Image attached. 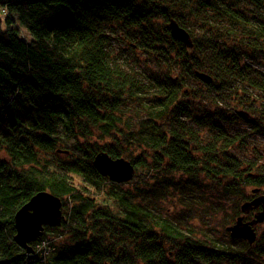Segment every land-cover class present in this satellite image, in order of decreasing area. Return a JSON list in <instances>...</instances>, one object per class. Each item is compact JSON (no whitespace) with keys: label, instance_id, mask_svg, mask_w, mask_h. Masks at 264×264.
<instances>
[{"label":"trees","instance_id":"16d2710c","mask_svg":"<svg viewBox=\"0 0 264 264\" xmlns=\"http://www.w3.org/2000/svg\"><path fill=\"white\" fill-rule=\"evenodd\" d=\"M263 56L264 0H0V264H264V228L252 245L226 231L264 195L247 140ZM100 152L136 176L110 182ZM44 190L64 219L27 253L14 215Z\"/></svg>","mask_w":264,"mask_h":264},{"label":"water","instance_id":"95a60500","mask_svg":"<svg viewBox=\"0 0 264 264\" xmlns=\"http://www.w3.org/2000/svg\"><path fill=\"white\" fill-rule=\"evenodd\" d=\"M171 36L186 47L192 46V41L186 30L179 27L172 20L168 25ZM196 76L204 83H210L212 78L208 74L198 72ZM238 114L247 118L245 111ZM93 167L103 177L112 183H125L132 179L134 175L133 165L122 157L111 158L107 153L100 152L94 156ZM256 193L257 190H253ZM61 199L48 191H39L34 194L25 204H23L14 215L15 235L13 240L17 246L31 253V243L35 242L44 232V227L60 226L62 215ZM251 210H257L250 221L245 220V214ZM242 215L236 218L235 222L226 228L232 239H241L252 245L257 238L254 226L264 220V195H258L249 201L241 204Z\"/></svg>","mask_w":264,"mask_h":264},{"label":"rangeland","instance_id":"374dc122","mask_svg":"<svg viewBox=\"0 0 264 264\" xmlns=\"http://www.w3.org/2000/svg\"><path fill=\"white\" fill-rule=\"evenodd\" d=\"M1 18H2V16H1ZM21 30V34H22V36L23 37H25V38H28V35H27V33L23 30V29H20ZM261 58H264V56L263 57H261ZM256 63H254L253 64V66H254V68H256L258 71H260V72H263L264 73V60H261L260 58L259 59H257L256 61H255ZM143 68H145V65L144 64H142L141 65ZM241 118V117H240ZM248 119H249V117H248ZM246 119H242L241 118V120H238V121H235V122H233V125H232V127L233 128H235L236 130H243V131H245L246 133H249L250 132V125L249 124H247L246 122ZM248 141H249V144H250V150L252 149H255V148H258V150H257V152H260V154H263L264 155V133H262V132H250L249 133V137H248V139H247ZM140 176L142 175V173L141 174H139ZM136 176V174H134L133 175V177H132V179L134 178ZM131 181V180H130ZM129 182V181H128ZM123 186H126V187H130L131 185H123ZM251 189V187H248L247 188V191H249ZM252 192V191H251ZM254 211L252 212V214H251V216H248L249 217V219H246L247 217H245V219L246 220H248V221H250L252 218H253V215H254ZM63 215V214H62ZM246 216H247V213L245 214ZM63 219H64V217H63ZM213 224V223H212ZM221 225L219 224V225H214L213 224V234L215 235V236H217V237H219V238H223V236H225V234H223L224 232H223V229H221V227H220ZM264 228V220H263V222H261V223H259V224H257L256 226H254V229H255V231H256V234L258 235L260 232H261V230ZM227 235H228V233H227ZM229 236V235H228ZM225 237H227V236H225ZM230 237V236H229ZM231 238V237H230ZM49 241V240H48ZM45 243H46V239H45V241H44ZM247 242V241H246ZM44 243V244H45Z\"/></svg>","mask_w":264,"mask_h":264},{"label":"flooded vegetation","instance_id":"af4514ba","mask_svg":"<svg viewBox=\"0 0 264 264\" xmlns=\"http://www.w3.org/2000/svg\"><path fill=\"white\" fill-rule=\"evenodd\" d=\"M252 219H253V218H252ZM252 219H251V220H252ZM245 220H246V219H245ZM246 221H248V220H246Z\"/></svg>","mask_w":264,"mask_h":264}]
</instances>
